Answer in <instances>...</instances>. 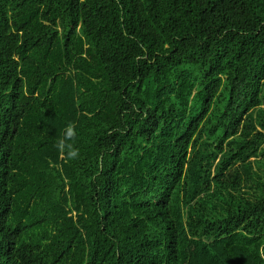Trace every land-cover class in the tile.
Segmentation results:
<instances>
[{
  "label": "trees",
  "instance_id": "1",
  "mask_svg": "<svg viewBox=\"0 0 264 264\" xmlns=\"http://www.w3.org/2000/svg\"><path fill=\"white\" fill-rule=\"evenodd\" d=\"M0 264H264V0H0Z\"/></svg>",
  "mask_w": 264,
  "mask_h": 264
}]
</instances>
